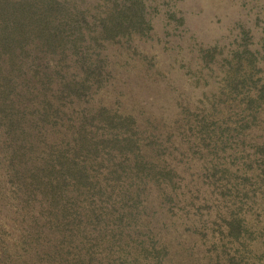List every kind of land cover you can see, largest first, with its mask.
Returning <instances> with one entry per match:
<instances>
[{
	"label": "rangeland",
	"instance_id": "rangeland-1",
	"mask_svg": "<svg viewBox=\"0 0 264 264\" xmlns=\"http://www.w3.org/2000/svg\"><path fill=\"white\" fill-rule=\"evenodd\" d=\"M5 25L0 264H264V0H0Z\"/></svg>",
	"mask_w": 264,
	"mask_h": 264
},
{
	"label": "trees",
	"instance_id": "trees-1",
	"mask_svg": "<svg viewBox=\"0 0 264 264\" xmlns=\"http://www.w3.org/2000/svg\"><path fill=\"white\" fill-rule=\"evenodd\" d=\"M7 33H9V31H8V27L5 25L4 27H3V29H2V33L0 34V41H3V43L5 44V45H9L8 44V39H6L3 35H5V34H7ZM12 39L15 41V39L12 37Z\"/></svg>",
	"mask_w": 264,
	"mask_h": 264
}]
</instances>
